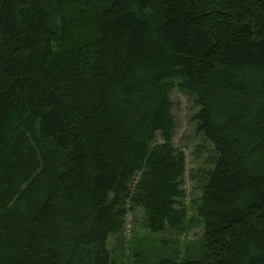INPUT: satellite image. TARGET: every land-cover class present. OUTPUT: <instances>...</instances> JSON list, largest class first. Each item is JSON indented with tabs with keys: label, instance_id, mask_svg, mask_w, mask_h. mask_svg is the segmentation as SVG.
Here are the masks:
<instances>
[{
	"label": "trees",
	"instance_id": "obj_1",
	"mask_svg": "<svg viewBox=\"0 0 264 264\" xmlns=\"http://www.w3.org/2000/svg\"><path fill=\"white\" fill-rule=\"evenodd\" d=\"M175 89L217 159L153 264H264V0H0V264H117L137 209L182 235Z\"/></svg>",
	"mask_w": 264,
	"mask_h": 264
},
{
	"label": "rangeland",
	"instance_id": "obj_2",
	"mask_svg": "<svg viewBox=\"0 0 264 264\" xmlns=\"http://www.w3.org/2000/svg\"><path fill=\"white\" fill-rule=\"evenodd\" d=\"M172 100L177 122L174 142L185 152L187 160L184 189L189 217L186 231L182 235L167 233L153 236L144 229L143 211L137 209L129 214L123 236L110 239V249L117 264H153L158 257L181 262L190 253L195 254L199 250L204 225L198 208L206 174L213 168L217 152L214 145L198 133L194 116L199 108L194 102L178 89L173 91ZM157 141L162 143L160 136Z\"/></svg>",
	"mask_w": 264,
	"mask_h": 264
}]
</instances>
